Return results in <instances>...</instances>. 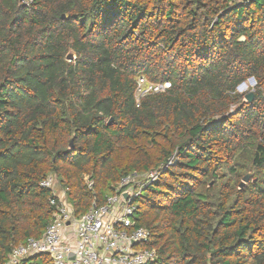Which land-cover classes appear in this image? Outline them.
Returning a JSON list of instances; mask_svg holds the SVG:
<instances>
[{
  "label": "trees",
  "instance_id": "trees-1",
  "mask_svg": "<svg viewBox=\"0 0 264 264\" xmlns=\"http://www.w3.org/2000/svg\"><path fill=\"white\" fill-rule=\"evenodd\" d=\"M140 77L171 88L138 103ZM152 172L153 264H264V0H0V264L52 222L50 174L82 215Z\"/></svg>",
  "mask_w": 264,
  "mask_h": 264
},
{
  "label": "built area",
  "instance_id": "built-area-1",
  "mask_svg": "<svg viewBox=\"0 0 264 264\" xmlns=\"http://www.w3.org/2000/svg\"><path fill=\"white\" fill-rule=\"evenodd\" d=\"M32 2L23 0L26 6ZM170 88V82L153 84L140 77L137 102L145 96L160 94ZM157 178L156 172L130 174L121 179L115 193L106 196L103 203L94 202L86 213L76 215L67 199V192L59 189L57 175L50 174L41 186L53 191L51 204L55 207V214L52 222L40 239L31 238L15 246L5 264H24L38 257L43 258L39 264L155 263L158 252L148 247L151 232L139 227L136 217L138 198L147 185ZM89 186L92 187V184ZM125 194L129 195L128 199L124 197Z\"/></svg>",
  "mask_w": 264,
  "mask_h": 264
},
{
  "label": "rangeland",
  "instance_id": "rangeland-1",
  "mask_svg": "<svg viewBox=\"0 0 264 264\" xmlns=\"http://www.w3.org/2000/svg\"><path fill=\"white\" fill-rule=\"evenodd\" d=\"M68 59L70 61H73L75 59V55L73 53H70L69 56H68ZM255 85H253L250 81H248L247 83H245V85H243L240 89H238V93H249V92H252L253 89H254ZM251 145L247 144V147L243 150V151H240L239 154H238V160H235L233 165H236L238 164L237 167V172H241V173H253V176H254V171L255 169L250 165L251 163ZM225 175H227V178L230 177L228 175V173H225ZM251 175V174H250ZM251 178V177H250ZM226 179L225 180H221L220 179V182H215V180H212L211 182L209 181L208 185H207V188H210V187H213V185L216 183L217 185L219 186H222L223 183L226 182ZM237 180V182H236ZM238 180H239V183H238ZM242 182H243V178H238L237 176H233L231 178V181H230V184L231 185H238L240 186V189H244L246 187L247 184H249L250 181L248 182H245L242 185ZM241 183V184H240ZM60 189V187H59Z\"/></svg>",
  "mask_w": 264,
  "mask_h": 264
},
{
  "label": "water",
  "instance_id": "water-1",
  "mask_svg": "<svg viewBox=\"0 0 264 264\" xmlns=\"http://www.w3.org/2000/svg\"><path fill=\"white\" fill-rule=\"evenodd\" d=\"M240 41H245V37H242V38L240 39ZM249 81H250L253 85H256V82H255V79H254V78H251ZM243 85H244V83H242V84L239 86L238 89H240ZM246 99H247L248 101H250V102L253 101V99H254V93H253V91H252V92H249V93L246 95ZM250 177H251L250 174H248L246 177H244L241 186H243V184H244L245 182H248V181L250 180ZM124 197H125L126 199H128L129 195H128V194H125Z\"/></svg>",
  "mask_w": 264,
  "mask_h": 264
}]
</instances>
